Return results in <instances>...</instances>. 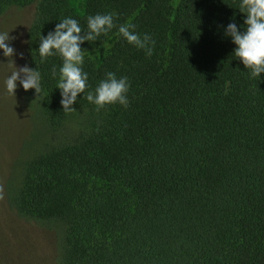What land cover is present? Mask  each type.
I'll use <instances>...</instances> for the list:
<instances>
[{
    "label": "trees",
    "instance_id": "16d2710c",
    "mask_svg": "<svg viewBox=\"0 0 264 264\" xmlns=\"http://www.w3.org/2000/svg\"><path fill=\"white\" fill-rule=\"evenodd\" d=\"M34 3L29 68L41 74L38 113L49 133L5 183L8 205L55 233L54 264H264V73L232 56L223 27L243 24L238 0H0ZM115 14L155 41L153 53L114 28L82 45L87 91L126 76L128 106L60 105L58 56L36 52L59 20ZM95 55V57H91ZM227 84V93L225 87ZM77 131L65 129L80 108Z\"/></svg>",
    "mask_w": 264,
    "mask_h": 264
},
{
    "label": "clouds",
    "instance_id": "9594fccd",
    "mask_svg": "<svg viewBox=\"0 0 264 264\" xmlns=\"http://www.w3.org/2000/svg\"><path fill=\"white\" fill-rule=\"evenodd\" d=\"M238 10L243 14V24L238 27L235 22H229L223 27V35L235 45L232 56L238 59L251 77H259L264 73V0H238ZM115 14L111 12L96 13L86 17V27L82 30L78 20L67 16L59 20L52 31L46 36L40 34L38 47L35 49L43 63L48 57L58 56L61 60L58 72L53 66L52 76L58 75L56 89L60 93V105L63 110H73L72 105L80 94L97 110L107 105L119 104L127 107L130 84L126 76L117 77L108 71L94 89L88 85V73L83 71L84 56L81 45L94 42L101 35H107L114 28L121 39L128 45L142 50L146 56H151L155 41L151 35H141L134 26L127 23L117 24ZM9 32H0V54L12 58L15 54L11 46ZM22 55V54H21ZM12 71L4 80L5 90L14 96L17 82L24 91L33 89L41 94V74L35 68L27 65L17 68L12 62ZM227 84L225 92L227 93Z\"/></svg>",
    "mask_w": 264,
    "mask_h": 264
},
{
    "label": "rangeland",
    "instance_id": "374dc122",
    "mask_svg": "<svg viewBox=\"0 0 264 264\" xmlns=\"http://www.w3.org/2000/svg\"><path fill=\"white\" fill-rule=\"evenodd\" d=\"M71 7L82 13L84 0H69ZM34 3L8 6L0 15V32H9L12 58L0 54V264H54L55 233L52 229L19 217L5 196V183L16 181L24 160L40 139L49 133L38 113V94L33 89L24 91L17 82L14 96L4 88V80L12 71V62L19 68L28 66L27 30L34 18ZM22 54V55H21ZM95 57V55H91ZM29 67V66H28ZM80 108L69 115L65 129L77 131Z\"/></svg>",
    "mask_w": 264,
    "mask_h": 264
}]
</instances>
